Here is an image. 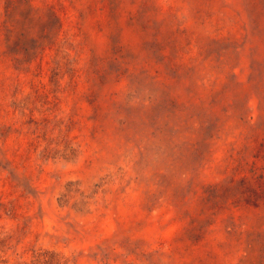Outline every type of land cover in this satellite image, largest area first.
Returning a JSON list of instances; mask_svg holds the SVG:
<instances>
[{
    "label": "rangeland",
    "instance_id": "374dc122",
    "mask_svg": "<svg viewBox=\"0 0 264 264\" xmlns=\"http://www.w3.org/2000/svg\"><path fill=\"white\" fill-rule=\"evenodd\" d=\"M0 264H264V0H0Z\"/></svg>",
    "mask_w": 264,
    "mask_h": 264
}]
</instances>
